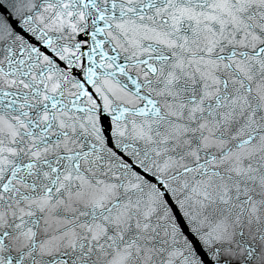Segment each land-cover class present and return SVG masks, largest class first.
Returning a JSON list of instances; mask_svg holds the SVG:
<instances>
[{
    "label": "snow or ice",
    "instance_id": "snow-or-ice-1",
    "mask_svg": "<svg viewBox=\"0 0 264 264\" xmlns=\"http://www.w3.org/2000/svg\"><path fill=\"white\" fill-rule=\"evenodd\" d=\"M0 264H264V0H0Z\"/></svg>",
    "mask_w": 264,
    "mask_h": 264
}]
</instances>
